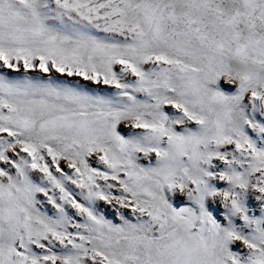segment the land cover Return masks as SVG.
I'll return each mask as SVG.
<instances>
[{"label":"snow or ice","instance_id":"obj_1","mask_svg":"<svg viewBox=\"0 0 264 264\" xmlns=\"http://www.w3.org/2000/svg\"><path fill=\"white\" fill-rule=\"evenodd\" d=\"M0 264H264V0H0Z\"/></svg>","mask_w":264,"mask_h":264}]
</instances>
